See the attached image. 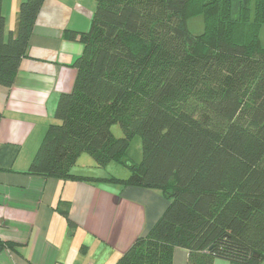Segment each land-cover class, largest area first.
<instances>
[{"label": "trees", "instance_id": "obj_1", "mask_svg": "<svg viewBox=\"0 0 264 264\" xmlns=\"http://www.w3.org/2000/svg\"><path fill=\"white\" fill-rule=\"evenodd\" d=\"M3 1L0 86L10 89L44 0L22 1L17 32ZM197 17L200 34L189 28ZM66 37L83 45L77 78L27 173L91 180L72 173L87 153L131 169L98 182L163 193L166 211L115 264H173L176 248L187 264H264V0H97L89 30ZM136 133L140 163L126 156Z\"/></svg>", "mask_w": 264, "mask_h": 264}, {"label": "crops", "instance_id": "obj_2", "mask_svg": "<svg viewBox=\"0 0 264 264\" xmlns=\"http://www.w3.org/2000/svg\"><path fill=\"white\" fill-rule=\"evenodd\" d=\"M22 1H3L8 30H18ZM96 3L44 0L29 57L12 88L0 86V243L6 245L0 264H115L169 205L156 189H121L88 175L75 174L91 180L27 173L60 95L71 92L77 78L74 61L83 45L66 33L86 31ZM61 204L69 215L60 211ZM188 258L187 250L176 248L173 264H187Z\"/></svg>", "mask_w": 264, "mask_h": 264}, {"label": "rangeland", "instance_id": "obj_3", "mask_svg": "<svg viewBox=\"0 0 264 264\" xmlns=\"http://www.w3.org/2000/svg\"><path fill=\"white\" fill-rule=\"evenodd\" d=\"M96 9H97V3L94 7V12L96 11ZM89 21L88 24L90 26ZM89 26L87 30L89 29ZM203 27L204 24L201 17H197L189 21V28L194 34H200L203 31ZM111 130L115 137L120 138L124 136L123 131L119 125H114L111 128ZM126 156L129 158V160H131V162L134 163H140L142 161L143 159L142 139L139 133H136L133 139L131 140ZM126 161L127 159H124V163L112 162L107 167H98L95 161L93 160V158L89 154L84 153L80 158L77 159L76 165L72 168V173L78 175H88L92 177H98L99 179L112 178V177H113L112 179L114 178L127 179L131 175V169L129 168V166L126 165L127 164ZM101 183H109L107 184V186L117 187L121 189L124 188L122 185H116L115 183L110 181H102ZM162 196L164 197L163 193ZM216 260L222 262V264L223 263L230 264V262L226 259H216Z\"/></svg>", "mask_w": 264, "mask_h": 264}]
</instances>
